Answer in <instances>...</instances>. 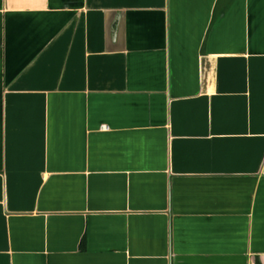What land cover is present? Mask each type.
Returning <instances> with one entry per match:
<instances>
[{
  "label": "crops",
  "instance_id": "0c3cea01",
  "mask_svg": "<svg viewBox=\"0 0 264 264\" xmlns=\"http://www.w3.org/2000/svg\"><path fill=\"white\" fill-rule=\"evenodd\" d=\"M0 264H264V0H0Z\"/></svg>",
  "mask_w": 264,
  "mask_h": 264
},
{
  "label": "built area",
  "instance_id": "2783aa9c",
  "mask_svg": "<svg viewBox=\"0 0 264 264\" xmlns=\"http://www.w3.org/2000/svg\"><path fill=\"white\" fill-rule=\"evenodd\" d=\"M105 128H107V127H105Z\"/></svg>",
  "mask_w": 264,
  "mask_h": 264
}]
</instances>
